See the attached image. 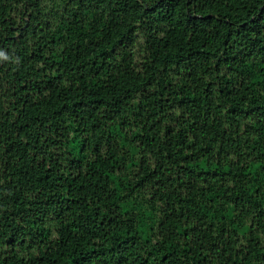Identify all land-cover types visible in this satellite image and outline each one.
Masks as SVG:
<instances>
[{"label":"trees","instance_id":"16d2710c","mask_svg":"<svg viewBox=\"0 0 264 264\" xmlns=\"http://www.w3.org/2000/svg\"><path fill=\"white\" fill-rule=\"evenodd\" d=\"M0 264H264V0H0Z\"/></svg>","mask_w":264,"mask_h":264},{"label":"clouds","instance_id":"9594fccd","mask_svg":"<svg viewBox=\"0 0 264 264\" xmlns=\"http://www.w3.org/2000/svg\"><path fill=\"white\" fill-rule=\"evenodd\" d=\"M3 55V53L2 52H0V56H2Z\"/></svg>","mask_w":264,"mask_h":264}]
</instances>
